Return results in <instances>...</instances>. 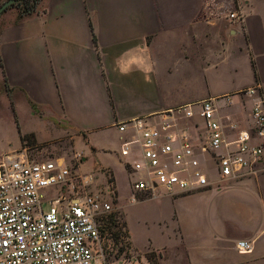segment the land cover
<instances>
[{
	"label": "crops",
	"instance_id": "1",
	"mask_svg": "<svg viewBox=\"0 0 264 264\" xmlns=\"http://www.w3.org/2000/svg\"><path fill=\"white\" fill-rule=\"evenodd\" d=\"M234 2L243 21L226 16ZM208 99L230 140L264 106V0H40L0 16V159L70 139L90 170L112 173L132 251L158 264H264V153L255 172L197 190H118L117 169L140 160L139 148L120 154L136 123ZM181 120L178 134L204 135L199 117Z\"/></svg>",
	"mask_w": 264,
	"mask_h": 264
},
{
	"label": "built area",
	"instance_id": "2",
	"mask_svg": "<svg viewBox=\"0 0 264 264\" xmlns=\"http://www.w3.org/2000/svg\"><path fill=\"white\" fill-rule=\"evenodd\" d=\"M226 16L243 21L244 4L234 2ZM195 116L206 131L194 142L186 129L181 134L176 130L179 120ZM251 121L250 129L227 139L208 99L197 112L190 107L175 109L171 121L137 122L139 134L123 142L120 150L126 157L140 149L139 161L125 163L130 190L133 194L158 188L191 191L210 185L213 176L223 180L255 172L264 153L262 101L254 105ZM125 127L120 123V130ZM92 181V175H79L62 159L31 158L26 150L4 155L0 159V264H108L102 245L116 196L109 187L107 199L86 191ZM237 249L247 251L250 243L240 240Z\"/></svg>",
	"mask_w": 264,
	"mask_h": 264
},
{
	"label": "rangeland",
	"instance_id": "3",
	"mask_svg": "<svg viewBox=\"0 0 264 264\" xmlns=\"http://www.w3.org/2000/svg\"><path fill=\"white\" fill-rule=\"evenodd\" d=\"M11 8L15 7L10 6L4 12ZM184 121L185 120H181L180 123L182 124ZM27 141L28 144H32L31 138H28ZM26 152L29 157H35L36 159H62L68 165L72 166L79 175L93 176L92 183L85 187L86 191L93 193L99 192L107 199L109 196L105 194V188L109 187V189L115 192L116 196L115 183L112 173L107 170H102L103 173L101 175L100 173L97 174L94 170H90L91 159H89L87 163H84L85 158H83L82 154L73 147L70 139H57L49 148L45 149H42L41 146H31L26 150ZM116 177L118 190L122 199H125V197L129 194V175H127L121 168H118L116 171ZM110 179L112 181H110ZM113 202L115 203V206L112 212H115V217L113 218L115 222L114 220L110 221L108 216L106 221L107 236L102 245L106 254V262L108 264H158V256L155 252L148 251L146 253H136L130 249L124 220L120 212L116 209V199Z\"/></svg>",
	"mask_w": 264,
	"mask_h": 264
},
{
	"label": "trees",
	"instance_id": "4",
	"mask_svg": "<svg viewBox=\"0 0 264 264\" xmlns=\"http://www.w3.org/2000/svg\"><path fill=\"white\" fill-rule=\"evenodd\" d=\"M5 1L6 0H0V5ZM39 1L40 0H13V3L10 6L15 7L17 9V12H18V17H21V16L28 15V14H31L32 12H34L36 10V7H37V4ZM28 138H31L32 144L35 143L33 135H22L21 136V140H22V142H24V144H28L27 143ZM110 181H112V180L110 179ZM114 217H115V212H112L109 214L110 221H113ZM114 222H115V220H114ZM124 225H125V223H124ZM127 236H128V234H127Z\"/></svg>",
	"mask_w": 264,
	"mask_h": 264
},
{
	"label": "water",
	"instance_id": "5",
	"mask_svg": "<svg viewBox=\"0 0 264 264\" xmlns=\"http://www.w3.org/2000/svg\"><path fill=\"white\" fill-rule=\"evenodd\" d=\"M13 3V0H6L0 5V15Z\"/></svg>",
	"mask_w": 264,
	"mask_h": 264
}]
</instances>
